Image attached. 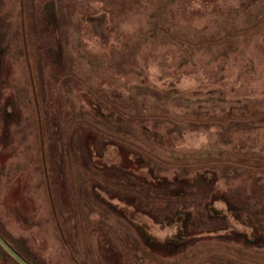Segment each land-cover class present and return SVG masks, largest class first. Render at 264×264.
I'll list each match as a JSON object with an SVG mask.
<instances>
[{
	"label": "rangeland",
	"instance_id": "obj_1",
	"mask_svg": "<svg viewBox=\"0 0 264 264\" xmlns=\"http://www.w3.org/2000/svg\"><path fill=\"white\" fill-rule=\"evenodd\" d=\"M0 234L29 264H264V0H0Z\"/></svg>",
	"mask_w": 264,
	"mask_h": 264
},
{
	"label": "water",
	"instance_id": "obj_2",
	"mask_svg": "<svg viewBox=\"0 0 264 264\" xmlns=\"http://www.w3.org/2000/svg\"><path fill=\"white\" fill-rule=\"evenodd\" d=\"M0 246L19 264H29L28 261L16 252L0 234Z\"/></svg>",
	"mask_w": 264,
	"mask_h": 264
},
{
	"label": "trees",
	"instance_id": "obj_3",
	"mask_svg": "<svg viewBox=\"0 0 264 264\" xmlns=\"http://www.w3.org/2000/svg\"><path fill=\"white\" fill-rule=\"evenodd\" d=\"M199 160V159H198ZM213 159H206V158H204V159H201V161H206L207 163H210L211 161H212ZM214 160H216V161H219V162H221V163H223V159H214ZM248 162H250V161H248ZM250 163H252V162H250ZM224 164V163H223ZM252 164H254L253 165V167L255 168V167H259V165H258V163H252ZM239 165H243V164H240L239 163ZM245 165V164H244ZM257 165V166H256ZM205 173L206 174H208V171H205ZM205 209L207 210V212L208 213H211V214H213L216 210H215V208L213 207V206H211V205H205ZM0 250L7 256V257H9L10 259H11V261L14 263V264H19L18 262H16L12 257H11V255L10 254H8L4 249H2L1 247H0Z\"/></svg>",
	"mask_w": 264,
	"mask_h": 264
}]
</instances>
